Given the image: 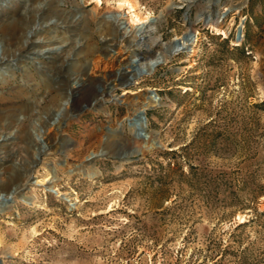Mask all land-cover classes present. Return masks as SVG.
Returning <instances> with one entry per match:
<instances>
[{
	"label": "rangeland",
	"instance_id": "rangeland-1",
	"mask_svg": "<svg viewBox=\"0 0 264 264\" xmlns=\"http://www.w3.org/2000/svg\"><path fill=\"white\" fill-rule=\"evenodd\" d=\"M130 1L163 13L143 40L106 18L127 20L124 0H0L11 49V28L33 29L0 61V264H264V0ZM190 3L213 20L192 50L128 84L134 53L146 66L188 30Z\"/></svg>",
	"mask_w": 264,
	"mask_h": 264
},
{
	"label": "water",
	"instance_id": "water-1",
	"mask_svg": "<svg viewBox=\"0 0 264 264\" xmlns=\"http://www.w3.org/2000/svg\"><path fill=\"white\" fill-rule=\"evenodd\" d=\"M192 3L187 4V8L185 10V19L188 20L189 23V28L188 30L182 34V36L180 37H175L170 43L166 44L163 48V52L157 53L155 56V59L150 61L147 67H143L140 71H138L135 75H133V72L129 74L127 82L128 84H132L134 82L135 79L141 77L142 75L148 74L151 71H153L155 69V67L161 63H163L165 61L166 56H172L175 54H178L180 52L183 51H191L193 48V44L195 43L196 39H197V33L198 30L195 29L193 27L194 24H197L201 21V19L203 18V14L202 12L198 13L197 16L194 18V20L189 19V9L191 7ZM176 6L175 2H172L168 7L167 10H171ZM233 8H226L223 11H216V16L221 15L220 20H222ZM163 13H160V15L158 17H151L150 23L152 25H154L159 18L162 16ZM116 15H119L116 13ZM114 15L113 13H109L106 15V18L111 19L114 21ZM212 17L211 15H207L203 18V24L204 25H209L210 22H212ZM243 24H244V20H242V22L240 23V25L238 26V30H237V35H236V39L237 41H241L242 39V28H243ZM118 27L120 29H122L124 26V23H120L117 24ZM147 28V23L141 25L138 30H139V34H140V40L144 39V36L141 35ZM152 29V27L150 28ZM138 60L135 59L134 60V67H131L132 70L135 69L138 65ZM148 95L152 96L153 98H157L160 99L159 94L157 93V91L155 89H149L148 91ZM136 121V126H137V138L138 139H147L148 138V131H147V116L145 114L144 109H140V111L137 114V118L135 119ZM120 126H122V122L119 123ZM104 153H106L105 151H101L98 154H92V156L90 158L87 159V163L89 164L91 162L94 161V159L98 156H103ZM139 150L137 147L135 146H130L127 147L126 149H122L119 150V152L114 155V157L118 158L119 160H129L132 159V156L134 154H138ZM50 191H52L53 193L57 194V190L55 189H49ZM14 193V192H12ZM60 198L68 200L65 196L63 195H59ZM4 198V202H8L11 200V196L7 197H3ZM3 202V203H4ZM72 205V203H71Z\"/></svg>",
	"mask_w": 264,
	"mask_h": 264
},
{
	"label": "bare ground",
	"instance_id": "bare-ground-1",
	"mask_svg": "<svg viewBox=\"0 0 264 264\" xmlns=\"http://www.w3.org/2000/svg\"><path fill=\"white\" fill-rule=\"evenodd\" d=\"M11 1V0H9ZM125 2L124 3H120V7L123 8V6L125 5V3H128V6L125 8L127 9V15L129 16L127 20L123 19L124 17H122L121 14H119L118 16H114V20L115 22H117L118 24L120 23H124V26H122L123 30H124V34L122 37H125V35H129L131 34V28H130V25L129 24H133L134 26H136V30L134 31V35L136 37H140V34H139V30L138 28L149 22L151 20V16H147L143 19H141L137 13H136V6L134 3H132L130 0H124ZM220 18H221V15H218L217 17V21H220ZM6 22H5V26H4V30H0V45H1V48H2V53H1V57H0V61L2 59H4L5 57L9 56L10 53H13L15 54V52L17 50H21L22 47H20L21 45V42L22 40L25 38L26 41H28V34L32 32L33 29L29 30L28 32H25L24 29L23 31L20 33L21 31V26L20 27H15V28H9L12 32L11 36L14 37L15 40H17L16 42V46H15V49H11L13 46V44L9 43L8 42V38H7V35H6V30H7V26H6ZM19 26V25H18ZM10 27V26H9ZM12 37V38H13ZM35 42V41H34ZM137 46H139V43H137ZM133 60L131 61V63H134V60L137 59L139 60V56L137 55V53H134V56H133ZM149 65V64H148ZM148 65H144L143 64H139L138 62V67H136L135 69H133V75H135L138 71H140L143 67H147ZM135 65L133 64L132 67H134ZM2 72V70H1ZM151 97V98H150ZM146 100H148L147 102H150V103H157V102H160V99H157V98H152V96H148L146 97ZM147 102H144L143 103V106L147 103ZM140 111L139 108H130V112H131V116L129 118V121L128 119H126V123H127V126L129 127L130 129V132L131 134L134 136V138H137L136 134H137V126H136V118H137V114L138 112ZM129 122V123H128ZM15 190V189H13ZM15 192V191H13ZM12 193V191H11ZM6 194L5 193H0V198H2L3 196H5Z\"/></svg>",
	"mask_w": 264,
	"mask_h": 264
}]
</instances>
